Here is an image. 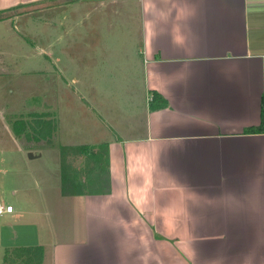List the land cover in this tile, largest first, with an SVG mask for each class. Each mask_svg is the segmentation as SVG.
Segmentation results:
<instances>
[{"label": "crops", "instance_id": "0c3cea01", "mask_svg": "<svg viewBox=\"0 0 264 264\" xmlns=\"http://www.w3.org/2000/svg\"><path fill=\"white\" fill-rule=\"evenodd\" d=\"M27 4L41 7L42 22L50 11L83 9L84 17L69 24L63 15L52 19L55 36H43L42 56L78 51L70 41L52 50L66 29L96 31L74 38L85 51L105 52L132 101L116 112L100 101L81 104L84 115L65 130L60 125L69 124L71 110L66 96H57L60 111L48 117L55 125L48 137L60 135L58 149L106 144L110 192L60 191L53 200H75L80 225L62 239L36 232L37 244L3 245L12 252L7 264H174L177 256L194 264L196 255L199 264H264V123L262 132H244L259 126L262 112L264 119V0H0V11ZM80 66L71 79L80 100L117 89L108 85L113 74ZM129 76L140 77V88ZM153 93V105L163 100V107L150 109ZM93 129L98 138L83 136ZM54 214L61 221L71 216L59 207ZM15 215H23L20 207L7 219Z\"/></svg>", "mask_w": 264, "mask_h": 264}, {"label": "rangeland", "instance_id": "374dc122", "mask_svg": "<svg viewBox=\"0 0 264 264\" xmlns=\"http://www.w3.org/2000/svg\"><path fill=\"white\" fill-rule=\"evenodd\" d=\"M54 13L57 16H54ZM83 13L81 8H72L63 13L61 10L50 11L47 16L50 22L45 20L47 17L44 18L43 27H41L43 16L39 5L27 4V6L24 5L2 14L7 17V20L5 19L4 24L0 25V203L20 207L23 215L21 217L15 215L16 218L13 220H8L7 215L0 218V264H7L4 260L6 254L3 245L12 248L10 245L14 241L18 243L16 247L37 244L39 239L35 235L36 232L48 231L47 233H50L51 231L57 240L62 239L65 231L68 228L72 229L74 223L80 225L81 221L76 215L80 209L78 203L73 202L75 200L72 202L66 200L62 203L53 200V197L58 196L61 191V155L58 140L60 138L59 144L63 141L60 135H58L59 138L57 136L49 138L48 134L50 131L53 132L55 125L54 122L48 120V117H56L60 111L57 106V96H66L63 105L70 106L71 110L66 111V115L70 118L69 124L65 121L62 124L64 127L60 125V129L65 130L72 127L73 120L78 122V118L84 115L86 110L81 109L82 113L79 110L81 104L87 106L93 100L100 101L116 112L115 110L118 109L126 110L127 103L132 101L128 98L130 93L119 90L121 85L117 78L121 72L118 68H115L112 73L109 71L110 61L105 52L98 49L85 51L82 39L74 38V35L80 34L85 37L92 36L96 31L91 32L90 35L84 29H81V32L77 28L74 31L66 29L63 34L66 36L64 42L54 44L52 50L56 52L58 48L65 47L66 42L70 41L71 48L80 47L78 51L72 49L63 56L57 57L58 60L56 58L54 60L51 55L42 56L48 52L43 44L47 38L43 36H55V28L51 24L52 19L57 21L63 15L66 18L65 22L69 24L73 17L82 19ZM87 19L86 17L85 20ZM112 20L119 22L120 18L115 17ZM104 35L107 37L109 34L106 31ZM90 44V47H93V42ZM102 47L104 44L99 48ZM81 64L92 68L93 72L97 71L98 74L105 73V76L109 73L113 74L114 76L109 77L108 85L113 84L117 89L97 92L94 99L92 96L95 93H84L85 100H80L79 96L74 93L73 89L76 85L73 86L71 79L81 71ZM57 71H60L63 76V78L59 76L60 81L56 79ZM92 77L94 73H89L85 80L88 81ZM96 78L97 81L92 80L91 82L98 83L101 77L96 76ZM129 78L136 84V88H140V77L129 76ZM100 85L103 86V84ZM58 87H61L60 92H58ZM136 94L135 100L143 98L141 94L138 93V96ZM92 105L95 109L98 108L95 103ZM72 106L75 108L73 112ZM100 114L103 119H106L104 113ZM79 126H84L82 120ZM83 136L95 140L99 134L93 129L91 134L86 133ZM24 151L27 152L24 153ZM68 162L73 166L81 167L84 158L68 154ZM57 206L61 211L71 212V216H66L62 221L59 220L54 214L58 210ZM39 212L43 214L39 216L40 220L36 215ZM45 212L51 215L47 218ZM42 224L43 228H41ZM8 252V257H10L12 252ZM19 256L24 260L26 254ZM187 259L177 256L174 264H189ZM193 260L194 264L200 263L197 255ZM146 264L155 263L148 260Z\"/></svg>", "mask_w": 264, "mask_h": 264}, {"label": "trees", "instance_id": "16d2710c", "mask_svg": "<svg viewBox=\"0 0 264 264\" xmlns=\"http://www.w3.org/2000/svg\"><path fill=\"white\" fill-rule=\"evenodd\" d=\"M18 5L12 9L22 7ZM27 6V5H25ZM12 9L0 11V21L7 19L4 12ZM158 97L157 93H153L150 103V109L163 107L165 102L162 100L159 106L153 103ZM263 112L261 113V121L257 127H249L244 129L245 133H259L263 130ZM61 162V194L64 196H80V195H101L110 192V175L109 160L106 144L99 145H78V146H60L59 147ZM68 154L84 158L81 167L73 166L68 162ZM70 161V160H69ZM71 162V161H70ZM8 258V253L4 256V260Z\"/></svg>", "mask_w": 264, "mask_h": 264}, {"label": "built area", "instance_id": "2783aa9c", "mask_svg": "<svg viewBox=\"0 0 264 264\" xmlns=\"http://www.w3.org/2000/svg\"><path fill=\"white\" fill-rule=\"evenodd\" d=\"M264 92V89H263ZM13 212V206L10 204H3L0 203V217H3L4 215L10 214Z\"/></svg>", "mask_w": 264, "mask_h": 264}]
</instances>
